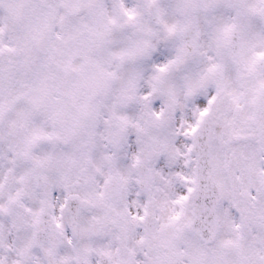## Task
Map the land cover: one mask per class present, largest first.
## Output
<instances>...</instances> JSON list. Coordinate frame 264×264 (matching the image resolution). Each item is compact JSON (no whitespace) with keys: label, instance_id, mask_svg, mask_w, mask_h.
I'll return each instance as SVG.
<instances>
[{"label":"snow or ice","instance_id":"snow-or-ice-1","mask_svg":"<svg viewBox=\"0 0 264 264\" xmlns=\"http://www.w3.org/2000/svg\"><path fill=\"white\" fill-rule=\"evenodd\" d=\"M0 264H264V0H0Z\"/></svg>","mask_w":264,"mask_h":264}]
</instances>
